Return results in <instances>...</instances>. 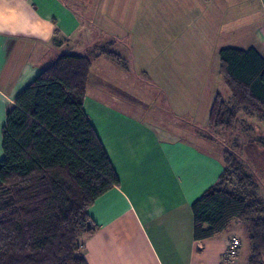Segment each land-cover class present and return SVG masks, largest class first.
Wrapping results in <instances>:
<instances>
[{"label":"crops","instance_id":"crops-1","mask_svg":"<svg viewBox=\"0 0 264 264\" xmlns=\"http://www.w3.org/2000/svg\"><path fill=\"white\" fill-rule=\"evenodd\" d=\"M108 4L111 0H99L94 25L86 26L67 0H0V159L6 113L19 92L56 54L85 53L102 33L109 34L121 41L113 47L128 56L130 67L104 56L95 58L84 110L120 183L89 208L98 228L81 239L87 262L221 264L235 234L196 239L192 210V203L217 183L223 170L220 153L203 147L194 131L208 125L215 94L210 96L205 124L180 120L168 125L159 101L148 98V86L141 88L137 81L151 82L158 93L167 91L172 59L179 60L174 47L182 44L171 29L155 39L154 32L148 34L151 30H138L142 9L129 27L120 18L129 14L109 13ZM146 32L141 39L140 33ZM255 32L258 42L246 48L254 46L264 55V20Z\"/></svg>","mask_w":264,"mask_h":264},{"label":"trees","instance_id":"trees-1","mask_svg":"<svg viewBox=\"0 0 264 264\" xmlns=\"http://www.w3.org/2000/svg\"><path fill=\"white\" fill-rule=\"evenodd\" d=\"M112 42L56 54L8 109L0 159V264H88L81 239L98 228L89 208L120 183L84 110L95 58L130 67ZM219 54L230 98L215 94L208 125L194 131L216 148L209 130L238 135L234 149L220 152L217 183L192 203L194 235L213 238L241 223L250 246L247 264H263L264 199L243 153L264 149V132L253 121L264 122V55L254 46H228Z\"/></svg>","mask_w":264,"mask_h":264},{"label":"rangeland","instance_id":"rangeland-1","mask_svg":"<svg viewBox=\"0 0 264 264\" xmlns=\"http://www.w3.org/2000/svg\"><path fill=\"white\" fill-rule=\"evenodd\" d=\"M67 1L78 11L86 26L94 25L93 18L99 0ZM262 5L263 0H247L246 2L243 0H111V5L108 4L107 7H111L108 8L109 13H128V16L120 18H124L129 27L133 25L136 13L142 9L143 14L137 19V28L143 31L151 30L148 34L154 32V39L162 32L174 30L177 42L182 45L178 48L174 47L175 55L179 60L172 59L169 71L172 78L165 81L168 90H163L167 96L163 92L158 93L151 82L140 79L141 81L137 83L141 82V88L144 85L148 86V98L159 101L158 104L162 106L160 110L168 125H174L180 120L196 125L195 120H197L201 121L198 123L201 125L205 124V113L208 112L211 102L210 96L220 92L228 99L227 91L230 93L220 73V50L228 46L246 48L252 44L256 45L258 41L255 28L264 20V5ZM146 9H149V14L153 15H147ZM102 34V39L92 43L90 48L95 45H106L112 41H114L112 44H116L120 41L109 34ZM140 34L143 39L147 32ZM91 35L93 37V33ZM126 42L124 40V44ZM179 74H182L181 78L184 77V79H178ZM183 91L185 94L180 96ZM144 114L143 116L148 119L149 114ZM242 116L246 117L245 114ZM253 121L264 132V122L258 119H253ZM208 133L213 134V137L215 136L218 140L220 150L215 144L199 138L203 147L207 145L219 153L223 146L234 149L233 142L238 134L231 135L227 132L215 134L210 130ZM237 141L241 143L242 140ZM234 151L239 153L236 149ZM243 155L251 168L257 171L261 183L260 195L264 199V149L250 148ZM230 233L242 239L239 264H246L250 255V246L244 226L237 223Z\"/></svg>","mask_w":264,"mask_h":264},{"label":"built area","instance_id":"built-area-1","mask_svg":"<svg viewBox=\"0 0 264 264\" xmlns=\"http://www.w3.org/2000/svg\"><path fill=\"white\" fill-rule=\"evenodd\" d=\"M242 239L236 235L229 238L221 264H237L238 256L242 247Z\"/></svg>","mask_w":264,"mask_h":264}]
</instances>
